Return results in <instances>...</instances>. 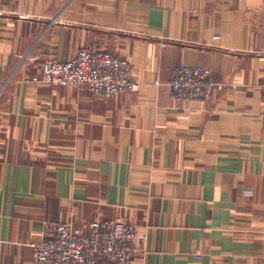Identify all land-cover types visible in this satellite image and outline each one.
<instances>
[{
	"label": "crops",
	"instance_id": "crops-1",
	"mask_svg": "<svg viewBox=\"0 0 264 264\" xmlns=\"http://www.w3.org/2000/svg\"><path fill=\"white\" fill-rule=\"evenodd\" d=\"M87 46L139 89L43 80ZM263 52V0H0V264H33L50 222L98 219L145 235L130 264H264ZM182 61L223 88L173 102Z\"/></svg>",
	"mask_w": 264,
	"mask_h": 264
},
{
	"label": "built area",
	"instance_id": "built-area-1",
	"mask_svg": "<svg viewBox=\"0 0 264 264\" xmlns=\"http://www.w3.org/2000/svg\"><path fill=\"white\" fill-rule=\"evenodd\" d=\"M261 59L264 73V52ZM131 68L126 58L87 46L69 61L45 59L42 76L49 84L87 89L107 98L139 89ZM168 86L176 103L207 101L212 88H223L211 69L183 61L171 69ZM261 92L264 101V80ZM144 239L134 225L121 220L98 219L87 230H74L69 222H50L31 244L33 264H130L136 254L145 251Z\"/></svg>",
	"mask_w": 264,
	"mask_h": 264
}]
</instances>
